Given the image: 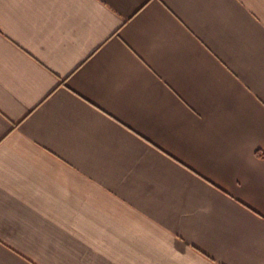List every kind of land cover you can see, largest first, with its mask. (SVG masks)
Returning a JSON list of instances; mask_svg holds the SVG:
<instances>
[{
	"label": "crops",
	"instance_id": "obj_1",
	"mask_svg": "<svg viewBox=\"0 0 264 264\" xmlns=\"http://www.w3.org/2000/svg\"><path fill=\"white\" fill-rule=\"evenodd\" d=\"M0 264H264V0H0Z\"/></svg>",
	"mask_w": 264,
	"mask_h": 264
}]
</instances>
